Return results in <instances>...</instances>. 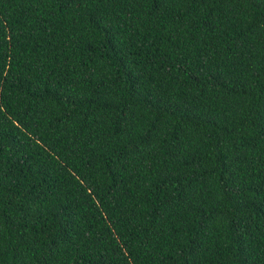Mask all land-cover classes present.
Masks as SVG:
<instances>
[{
  "label": "trees",
  "instance_id": "16d2710c",
  "mask_svg": "<svg viewBox=\"0 0 264 264\" xmlns=\"http://www.w3.org/2000/svg\"><path fill=\"white\" fill-rule=\"evenodd\" d=\"M0 264H264V0H0Z\"/></svg>",
  "mask_w": 264,
  "mask_h": 264
}]
</instances>
